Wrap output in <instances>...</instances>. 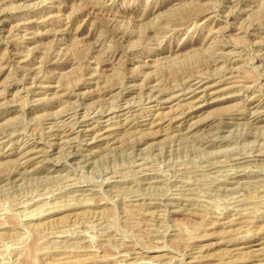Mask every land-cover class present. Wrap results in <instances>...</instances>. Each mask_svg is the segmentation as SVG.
I'll use <instances>...</instances> for the list:
<instances>
[{
    "label": "rangeland",
    "instance_id": "obj_1",
    "mask_svg": "<svg viewBox=\"0 0 264 264\" xmlns=\"http://www.w3.org/2000/svg\"><path fill=\"white\" fill-rule=\"evenodd\" d=\"M261 154L264 0H0V264H264Z\"/></svg>",
    "mask_w": 264,
    "mask_h": 264
},
{
    "label": "bare ground",
    "instance_id": "obj_2",
    "mask_svg": "<svg viewBox=\"0 0 264 264\" xmlns=\"http://www.w3.org/2000/svg\"><path fill=\"white\" fill-rule=\"evenodd\" d=\"M230 73H231V71H230ZM90 76H91V74H90ZM86 79V78H85ZM200 82H201V80H200ZM198 84H200L199 82L196 84L195 83V87L191 90V89H189L188 91H187V93H192L194 96L193 97H195L196 96V94L199 92L198 90L201 88L200 87V85H202V84H200V85H198ZM180 86V85H179ZM182 87V86H181ZM191 87H192V85H191ZM57 88V87H56ZM179 90V89H178ZM183 90V89H182ZM206 90V89H205ZM202 91H204V90H202ZM240 91V90H239ZM183 93V92H182ZM32 94V93H31ZM177 97H179V96H177ZM192 97V98H193ZM171 98V97H170ZM125 99V98H124ZM172 99V98H171ZM111 103V102H110ZM119 103V102H118ZM129 105V104H128ZM105 106V105H104ZM192 108V107H191ZM105 109V108H104ZM109 109H111V107L109 108ZM114 109V108H113ZM107 110V109H106ZM112 110V109H111ZM115 110V109H114ZM108 111V110H107ZM257 112V111H256ZM84 113V112H83ZM178 114V113H177ZM183 114V113H182ZM185 114V113H184ZM263 114V113H262ZM96 115V114H95ZM117 115V114H116ZM230 115V114H229ZM75 117V116H74ZM73 117V118H74ZM259 118V117H258ZM72 119V118H71ZM85 119V118H84ZM74 120H76V119H74ZM83 120V119H82ZM79 121L80 120H78V122H75V129L76 128H79V127H81V124L83 123V122H80L79 123ZM51 122V121H50ZM74 123V122H73ZM117 123V122H116ZM50 124V123H49ZM57 124V123H56ZM62 124V123H61ZM62 127V126H61ZM60 127V128H61ZM64 127V126H63ZM66 127V126H65ZM73 128V127H72ZM18 130V129H17ZM56 130H58V129H56ZM61 130V129H60ZM65 130V129H64ZM71 130V129H70ZM20 131V130H19ZM59 131V130H58ZM63 131V130H62ZM72 131V130H71ZM76 131V130H75ZM88 131H90L89 129L87 130L86 129V131L85 132H88ZM79 132V131H78ZM63 133V132H62ZM82 133V132H81ZM10 134V133H9ZM55 134V133H54ZM65 135V134H64ZM61 136V135H60ZM54 138V137H53ZM60 138V137H59ZM34 139V138H33ZM64 139H65V137H64ZM61 140V139H60ZM210 141V140H209ZM232 141V140H231ZM39 143V142H38ZM58 143V142H57ZM64 143V142H63ZM21 144V143H20ZM42 144V143H41ZM61 144V143H60ZM66 144V143H65ZM205 144V143H204ZM224 144V143H223ZM53 146V145H52ZM69 146V145H68ZM203 146V145H202ZM205 147V146H204ZM211 147V146H210ZM234 147V146H233ZM259 147V146H258ZM252 149H253V147H252ZM233 150V149H232ZM54 152V151H53ZM71 152V151H70ZM218 152V151H217ZM244 152V151H243ZM30 153V152H29ZM132 153V152H131ZM26 155H27V153H26ZM45 156V155H44ZM69 157V156H68ZM132 157V156H131ZM230 157V156H229ZM244 157H246L245 155H244ZM248 157V156H247ZM255 157H263V159H264V154L262 155H256ZM206 158V157H205ZM251 158V157H250ZM24 159V158H23ZM32 159V158H31ZM135 159V158H134ZM21 160V159H20ZM33 160V159H32ZM88 160V159H87ZM216 160V159H215ZM214 160V161H215ZM258 160H261V158H257V159H255L254 158V160L253 159H248V158H237V159H235V161L232 163V166H240L242 163H244V162H247V161H258ZM30 161V158L28 159V160H26V161H24L23 163H20L21 164V166L22 165H26V163L27 162H29ZM92 161V160H91ZM84 162V161H83ZM82 162V163H83ZM264 162V161H263ZM215 163V162H214ZM223 163V162H222ZM254 163V162H253ZM256 163V162H255ZM67 164V163H66ZM134 164V163H133ZM217 164V163H216ZM231 164V163H230ZM245 164V163H244ZM19 165V164H18ZM17 165V166H18ZM204 165V164H203ZM261 165V164H260ZM213 166V165H212ZM19 167V166H18ZM228 167H230V165L228 166ZM234 167V169H236ZM263 167V166H262ZM129 168V167H128ZM247 168V167H246ZM246 168H245V170H246ZM154 169V168H153ZM231 169H233V168H231ZM238 169H240V168H238ZM237 169V170H238ZM258 169V168H257ZM135 170V169H134ZM241 170H244V169H242V167H241ZM244 170V171H245ZM262 170V169H261ZM55 171V170H54ZM119 171V170H118ZM140 171V170H139ZM201 171V170H200ZM207 171V170H206ZM212 171V170H211ZM222 171V170H221ZM228 171H229V169H228ZM232 171V170H231ZM236 171V170H235ZM145 172V171H144ZM233 172V171H232ZM237 172V171H236ZM249 172H251V171H249ZM140 173V172H139ZM160 173V172H159ZM200 173V172H199ZM204 173V172H203ZM215 173V172H214ZM245 173V172H244ZM255 173V172H254ZM216 174V173H215ZM228 174V173H227ZM237 174V173H236ZM235 173H233L232 175L233 176H231L230 177V181H228L227 183L228 184H230V183H232L233 182V180L232 179H235L237 176H239V175H236ZM243 174V173H242ZM258 174V173H257ZM257 174H252V175H257ZM145 175H146V173H145ZM208 175V174H207ZM219 175V174H218ZM163 176V175H162ZM173 176H175V175H173ZM196 176H199V177H196L195 178V185H199V186H201V187H203L204 189H207L208 188V186L210 185V183H208V180L204 177V175H203V177H202V175H196ZM228 176V175H227ZM261 176V175H260ZM126 177V176H125ZM208 177H209V175H208ZM210 177H212V175L210 176ZM209 177V178H210ZM218 177H221V175H219ZM244 177V176H243ZM242 177V178H243ZM258 177V176H257ZM256 177V178H257ZM262 177V176H261ZM116 178V177H115ZM169 178V177H168ZM171 178V177H170ZM255 178V179H256ZM5 179V178H4ZM120 179V178H119ZM187 179V178H186ZM190 179V178H189ZM216 179V178H215ZM219 179V178H218ZM217 179V180H218ZM244 179V178H243ZM250 179V178H249ZM248 179V180H249ZM154 180V179H153ZM191 180V179H190ZM18 181V180H17ZM163 181V180H162ZM211 181V180H210ZM223 181V180H222ZM221 181V182H222ZM225 181H227V180H225ZM255 181V180H254ZM254 181H253V183H254ZM155 182V181H154ZM249 183L251 182V181H248ZM65 183V182H64ZM152 183V182H151ZM236 183V182H235ZM264 182H262V184H263ZM73 184H75V183H73ZM165 184V183H164ZM174 184V183H173ZM217 184V183H216ZM219 184V183H218ZM237 184V183H236ZM256 184V183H255ZM113 185V184H112ZM224 185V184H223ZM72 186V185H71ZM179 186V185H178ZM219 186V185H218ZM114 187V186H113ZM182 187H184V186H182ZM189 187H191V186H189ZM215 187V186H214ZM254 187V186H253ZM252 187V188H253ZM131 188V187H130ZM166 188V187H165ZM169 188V187H168ZM172 188V187H171ZM215 188H217V187H215ZM223 188V187H222ZM257 188V187H256ZM262 188V187H261ZM220 189V188H219ZM83 190V189H82ZM181 191H182V189H181ZM190 190L189 189H185L184 188V190H183V192H181V194L182 195H180V196H184L183 198H185V197H187L188 195H191L190 194V192H189ZM199 191V190H198ZM163 192V191H162ZM236 192V191H235ZM241 192V191H240ZM247 192V191H246ZM250 192V191H249ZM121 193V192H120ZM170 193V192H169ZM239 193V192H238ZM251 193V192H250ZM161 194H163V193H161ZM178 194H179V192H178ZM202 194V193H201ZM245 194V193H244ZM247 194H248V192H247ZM215 195V194H214ZM261 195V194H260ZM135 196V195H134ZM158 196V195H157ZM193 196H195V194L193 193ZM217 196V195H216ZM258 196H259V194H258ZM164 197V196H163ZM169 197V196H168ZM242 197V196H241ZM37 198H39V197H37ZM156 198V197H155ZM155 198H153V197H150V196H147V199H149V200H154ZM160 198V197H159ZM213 198V197H212ZM216 198V197H215ZM253 198H255V197H253ZM172 199V198H171ZM144 200V199H143ZM175 200H179V199H175ZM184 200V199H183ZM185 200H190V198L189 199H185ZM256 200V199H255ZM171 201V200H170ZM49 202V201H48ZM160 202V201H159ZM185 202V201H184ZM260 202V201H259ZM68 203V202H67ZM170 203V202H169ZM182 203V202H181ZM151 205H154L155 203H150ZM172 204V203H171ZM173 204H174V201H173ZM232 204V203H231ZM257 204V203H256ZM260 205V204H259ZM43 206V205H42ZM164 206V205H163ZM197 206V205H196ZM243 206V205H242ZM160 207V206H159ZM229 207H230V205H229ZM237 207V206H236ZM236 207H234V208H236ZM255 207H256V205H255ZM254 207V208H255ZM259 207V206H258ZM258 207H256L257 209H258ZM63 208V207H62ZM232 208V207H231ZM230 208V209H231ZM240 208V207H239ZM252 208V207H251ZM162 209V208H161ZM56 210V209H55ZM149 210V209H148ZM235 210V209H234ZM248 210V209H247ZM246 210V211H247ZM252 211H253V209H252ZM259 211V210H258ZM167 212V211H166ZM242 212V211H241ZM245 212V211H244ZM247 213V212H246ZM27 214H28V212H27ZM237 214V213H236ZM213 215V214H212ZM227 215V214H226ZM238 216H240V215H243V214H237ZM167 216V215H166ZM232 216V215H231ZM244 217V216H243ZM101 218V217H100ZM240 218V217H239ZM264 218V217H263ZM229 219V218H228ZM227 220V219H226ZM232 221V220H231ZM234 221V220H233ZM220 222H221V220H220ZM246 222V221H245ZM212 223V222H211ZM231 224V223H230ZM244 224V223H243ZM102 227V226H101ZM106 229V228H105ZM157 231V230H156ZM255 232V231H254ZM248 233V232H247ZM257 234V233H256ZM54 235V234H53ZM77 235V234H76ZM106 235V234H105ZM237 236V235H236ZM243 236H245V235H243ZM111 237V236H110ZM53 238V237H52ZM114 239V238H113ZM100 241V240H99ZM84 243V242H83ZM238 248V247H237ZM244 248V247H243ZM119 250V249H118ZM192 250V249H191ZM238 250V249H237ZM255 250V249H254ZM251 251V250H250ZM121 252V251H120ZM187 253V252H186ZM120 254V253H119ZM135 254V253H134ZM191 255V254H190ZM233 256H235V255H233ZM125 258V257H124ZM198 258V257H197ZM191 259V258H190ZM263 261V260H262ZM124 262V261H123ZM259 263V262H258ZM129 264V263H128ZM131 264V263H130ZM133 264V263H132ZM134 264H136V263H134Z\"/></svg>",
    "mask_w": 264,
    "mask_h": 264
}]
</instances>
